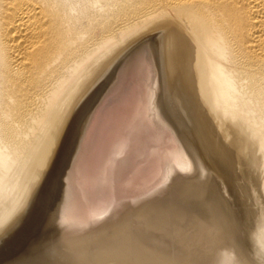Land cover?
Listing matches in <instances>:
<instances>
[{
  "label": "water",
  "instance_id": "obj_1",
  "mask_svg": "<svg viewBox=\"0 0 264 264\" xmlns=\"http://www.w3.org/2000/svg\"><path fill=\"white\" fill-rule=\"evenodd\" d=\"M26 173L0 264H264L251 122L213 106L182 19L77 75Z\"/></svg>",
  "mask_w": 264,
  "mask_h": 264
},
{
  "label": "bare ground",
  "instance_id": "obj_2",
  "mask_svg": "<svg viewBox=\"0 0 264 264\" xmlns=\"http://www.w3.org/2000/svg\"><path fill=\"white\" fill-rule=\"evenodd\" d=\"M160 18L182 19L213 106L249 119L264 168V0H0V211L76 76Z\"/></svg>",
  "mask_w": 264,
  "mask_h": 264
},
{
  "label": "snow or ice",
  "instance_id": "obj_3",
  "mask_svg": "<svg viewBox=\"0 0 264 264\" xmlns=\"http://www.w3.org/2000/svg\"><path fill=\"white\" fill-rule=\"evenodd\" d=\"M50 148H52L54 150V146H55V137H53V139L50 141ZM55 167H56V163H55V159L53 160V164H52V169H53V172L55 171ZM39 191L37 192V199H39ZM0 227H3L2 224H0ZM0 238H2V233H0Z\"/></svg>",
  "mask_w": 264,
  "mask_h": 264
},
{
  "label": "rangeland",
  "instance_id": "obj_4",
  "mask_svg": "<svg viewBox=\"0 0 264 264\" xmlns=\"http://www.w3.org/2000/svg\"><path fill=\"white\" fill-rule=\"evenodd\" d=\"M262 168H263V166H262ZM263 173H264V168H263Z\"/></svg>",
  "mask_w": 264,
  "mask_h": 264
}]
</instances>
